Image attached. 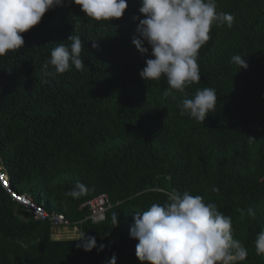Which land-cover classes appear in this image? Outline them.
Here are the masks:
<instances>
[{
  "label": "trees",
  "instance_id": "1",
  "mask_svg": "<svg viewBox=\"0 0 264 264\" xmlns=\"http://www.w3.org/2000/svg\"><path fill=\"white\" fill-rule=\"evenodd\" d=\"M216 2L235 19L230 28L212 26L199 50L201 80L186 89L189 98L215 89L204 124L183 113L180 93L164 94L166 78L139 75L153 58L146 42V55L132 44L133 17L143 19L139 0H127L124 16L111 22L64 0L22 34L24 48L0 57V159L11 189L97 241L85 252L77 238L53 239L50 223L26 214L0 186V264H110L113 255L116 264H141L133 217L164 204L173 189L201 195L230 216L233 238L248 251L240 264H264L255 248L264 230V0ZM73 34L83 42L85 68L58 74L46 62ZM235 55L246 70L232 62ZM77 181L88 191L73 199L66 193ZM100 194L112 206L93 223L81 206Z\"/></svg>",
  "mask_w": 264,
  "mask_h": 264
},
{
  "label": "clouds",
  "instance_id": "2",
  "mask_svg": "<svg viewBox=\"0 0 264 264\" xmlns=\"http://www.w3.org/2000/svg\"><path fill=\"white\" fill-rule=\"evenodd\" d=\"M83 14L94 21L120 20L128 8L127 0H71ZM139 21L132 44L142 55L151 48V56L139 75L146 81L159 82L166 78L165 95L180 93L183 113L203 123L215 110V89H197L189 98L186 89L201 80L198 64L199 50L210 40L213 25L232 26L234 16L218 11L216 0H139ZM64 0H0V57L24 48V33L41 23L50 10L61 6ZM58 43L46 62L56 73L63 74L73 66L83 71L81 58L83 42L75 34ZM95 47V44H93ZM232 62L241 69L248 65L240 55ZM87 186L77 181L66 195L78 199L87 193ZM218 191V189H213ZM249 215L254 212L249 209ZM130 237L137 240L136 256L141 264H240L248 256L247 249L233 238L232 220L218 211L214 203H206L201 195H192L173 189L167 193L164 204L153 203L133 217ZM112 223L118 226L113 214ZM77 244L85 252L97 248L95 237L81 234ZM105 245L100 244L99 251ZM257 255L264 254V230L255 240ZM113 255L110 264H116Z\"/></svg>",
  "mask_w": 264,
  "mask_h": 264
},
{
  "label": "built area",
  "instance_id": "3",
  "mask_svg": "<svg viewBox=\"0 0 264 264\" xmlns=\"http://www.w3.org/2000/svg\"><path fill=\"white\" fill-rule=\"evenodd\" d=\"M0 186L11 197L12 200H14L24 208L26 214L32 216L35 220L48 221L52 229H75L63 214L55 212L51 213L47 211L42 204H37L36 202H34L28 194H18L17 192L12 190L7 171L5 170L1 159ZM111 206L112 205L108 195L100 194L84 203L81 208H86L88 210L86 220H90L93 223H99L105 219L106 212L111 208ZM75 230L77 231L76 233H78L76 234L77 239H80L82 233H79L77 229ZM85 234L86 236H89V234Z\"/></svg>",
  "mask_w": 264,
  "mask_h": 264
},
{
  "label": "rangeland",
  "instance_id": "4",
  "mask_svg": "<svg viewBox=\"0 0 264 264\" xmlns=\"http://www.w3.org/2000/svg\"><path fill=\"white\" fill-rule=\"evenodd\" d=\"M53 237L55 239H65V238H74L76 239V233L77 231L75 229L71 228H59V229H53Z\"/></svg>",
  "mask_w": 264,
  "mask_h": 264
},
{
  "label": "crops",
  "instance_id": "5",
  "mask_svg": "<svg viewBox=\"0 0 264 264\" xmlns=\"http://www.w3.org/2000/svg\"><path fill=\"white\" fill-rule=\"evenodd\" d=\"M56 230V229H55ZM54 233V232H53ZM54 235V234H53ZM77 236V235H76ZM53 239H55L54 237H53Z\"/></svg>",
  "mask_w": 264,
  "mask_h": 264
}]
</instances>
